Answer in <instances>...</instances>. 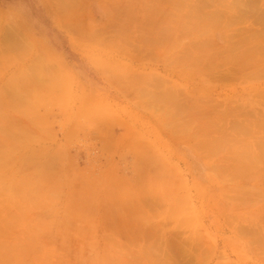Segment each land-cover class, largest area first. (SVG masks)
<instances>
[{"label":"rangeland","instance_id":"obj_1","mask_svg":"<svg viewBox=\"0 0 264 264\" xmlns=\"http://www.w3.org/2000/svg\"><path fill=\"white\" fill-rule=\"evenodd\" d=\"M60 1L68 6L74 3L69 7L75 8L77 19L72 10L65 13L68 6ZM60 1L61 10L52 0H0V98L7 101H0V149L10 152L13 161L10 168L5 164L9 169L0 168L2 182L3 178L12 182L9 191L0 187V250L13 245L19 264H264V168L244 172L245 176L240 173L243 177L234 169L225 171L232 153L251 144L256 132H238L230 126L225 133L234 138L228 136L230 142L215 151L218 157L203 153L210 150L207 142L226 131L211 129L216 115H227L225 123L236 115L238 121L249 123L250 118L258 123L261 117L255 116L264 111V78L236 79L239 68L224 58L218 60L220 69L215 63L217 70L212 65L213 69L202 70L206 73L192 59L191 65L170 60V54L177 55L194 40L192 33L171 44L155 47L148 40L149 47L144 43V38L153 40L160 31L190 25L186 11L200 0L186 4L177 3L183 0ZM207 1H213L207 4L211 9L237 0L202 2ZM67 21L79 24L75 29L79 35L66 28ZM237 24L232 29L244 26ZM219 30L214 27L210 32L217 48L225 46ZM144 46L150 50L146 54ZM201 50L193 52L205 55ZM38 55L53 67L45 70L47 65L41 61L39 65L45 67L35 65ZM94 60L110 65L106 69L111 73L123 74L113 78L109 73L110 80L102 69L105 65ZM226 67L238 70L232 69L235 74L227 76ZM41 68L45 74L53 69L64 78L57 87L53 80L48 84L58 88L55 94L41 89L51 75L43 77L45 83L41 77L33 81L38 88L29 85L41 76ZM57 74L53 75L56 81L60 80ZM154 76L177 86L173 90L180 91L181 103L213 111L206 116L211 122L204 124L209 120L198 113L185 120L186 114L183 121L195 128L179 134L175 119L161 105L157 108L162 110L156 109L154 100L155 107L149 99L139 103L142 99L131 91L136 87L154 90L148 84L156 80ZM119 77L125 88L116 85ZM129 77L132 83L126 88ZM159 88L154 91L162 96ZM29 102L32 109L24 105ZM255 103L262 105L254 108ZM179 115H174L177 122ZM202 125L211 126L210 130L201 129ZM202 141L203 147H198ZM216 164L226 168L215 171ZM15 184H23L26 199L29 194L42 198L15 196ZM8 260L0 253V264Z\"/></svg>","mask_w":264,"mask_h":264},{"label":"bare ground","instance_id":"obj_2","mask_svg":"<svg viewBox=\"0 0 264 264\" xmlns=\"http://www.w3.org/2000/svg\"><path fill=\"white\" fill-rule=\"evenodd\" d=\"M58 1V0H57ZM53 2V0H52V2L53 3H55L57 6H59L60 7V10L62 9V7L60 6V5H62V2L61 3H59V2ZM75 1V0H74ZM203 0H200L199 2H200V4H198V5H195V6H193L191 9H189V10H187L186 11V14H187V16H186V18L189 20V24L190 25H188V26H186L185 28H182V29H178V28H176V29H168V30H165V31H162V33H161V31L160 32H158L157 34V36L155 37H153V40H150V39H148V38H144V39H146V41H144V43L145 44H147L149 41H151V42H149V43H151V45H153V46H158L159 44H163L164 42H167V43H169V44H171V43H175L176 41H178L177 40V38H183V36H185L184 38H187L188 37V35H190L191 33L193 34V36H194V40L193 41H190L188 44H187V46H185V48L184 49H181V50H179V51H176V53H177V55H175L174 53H172V54H170L169 55V59L171 60V59H173V60H177V63H179V64H187V65H191V64H189L188 62H190L191 61V59L195 62V65H196V67L198 68V70H200V71H202L204 68L206 69V67H207V69H208V67H211L212 65H214L215 63L216 64H218V60H220V59H226V61L229 63V60L230 61H232L231 63H233V64H235V65H237V67L239 68V70L238 69H233V68H227L226 67V69H225V71L228 73L227 74V76H230L229 74H231V73H233L235 70H238L237 72H238V75H237V73H236V79H239V78H241V80L242 79H248L246 82H250L252 79H254V78H264V0H237L236 2H231V3H229L228 5H225L224 7H221V8H219V7H215V8H211V9H208L207 7V4H209L210 5V2H213V1H210V2H208V3H204V2H202ZM189 2H191L190 0H183V2H181V1H177V3L178 4H182V3H189ZM206 2V1H205ZM57 3H59L60 5H58ZM64 3V2H63ZM77 3V2H76ZM75 3V4H76ZM67 4H70L71 6H73L74 5V3L73 4H71V3H67ZM213 4V3H212ZM69 5V6H70ZM188 5V4H187ZM62 6H68V5H62ZM68 6V8H66L65 10H63V11H65V13L69 10H72L73 12H75L76 10H75V8L74 9H70V7ZM57 9V8H56ZM76 9H77V5H76ZM59 9H57V11H58ZM72 11H70V14H71V12ZM72 12V13H73ZM58 13H60L59 11H58ZM63 13V12H62ZM64 13V14H65ZM73 14H75V15H73ZM72 14V16H74L76 19H77V15H76V12L75 13H73ZM62 15V18H63V14H61ZM61 15H60V18H61ZM65 17V20H66V16H64ZM63 19H61V22H63L62 21ZM117 21H118V19L116 20V21H114V22H116L117 23ZM64 22H66V21H64ZM70 22V24L72 23L73 24V22L72 21H69ZM114 22H112L111 24L113 25V23ZM241 23V24H244V26L243 27H239V28H234V29H232V27H231V25L233 24H235L236 23V25H239V24H237V23ZM67 23H68V21H67ZM65 24V26H67L66 28H68V29H70V31H78V30H75L78 26H79V24L78 23H76L75 21H74V24H75V27H73V26H71L69 23L68 24ZM73 24V25H74ZM76 24H78V25H76ZM220 28V30H219V34H220V37H221V39H222V41H224L225 42V46H221V48H217L216 46H215V44H214V40H213V36L214 35H212V34H210V32H213V28ZM228 27H231L230 28V30L228 31ZM74 28V29H73ZM79 28V27H78ZM72 29V30H71ZM176 30V31H175ZM181 30V31H180ZM179 32V33H178ZM79 33V31L75 34V35H79L78 34ZM180 34V35H179ZM187 35V36H186ZM176 39H175V38ZM149 40V41H148ZM153 43V44H152ZM147 45H149V44H147ZM151 45H149V47L151 46ZM215 46V47H214ZM146 47H148V46H146ZM145 46H144V48H145V50H143V54L145 53L144 51H146V53H147V51H150L149 49L147 50V48H146ZM148 47V48H149ZM144 48H142V49H144ZM152 48V47H151ZM202 49V50H204V53H205V55H202V54H200V58L197 56V54L195 53V52H193V49ZM205 48V49H204ZM139 49V48H138ZM139 50H141V49H139ZM152 50V49H151ZM201 50V51H202ZM142 51V50H141ZM140 51V52H141ZM151 52H153V51H151ZM145 53V54H146ZM196 54V55H195ZM153 55V54H152ZM160 56V57H162L161 55H160V53H158V54H154V56ZM40 56L41 55H38V59H40ZM43 57V59H40V60H38V59H36L37 58V56H36V58H35V62H33L35 65H37L38 64V66H40V67H45L44 65H39L40 63H44V64H46V60L47 59H45L44 58V56H42ZM41 57V58H42ZM163 58V57H162ZM45 60V61H44ZM178 60H180V61H182L181 63H180V61H178ZM39 61H41L40 63H39ZM43 61V62H42ZM97 61H99V60H94V62L96 63V65H98V64H100L101 65V63H103L104 65H105V68L104 67H102V65H101V67H102V69H106V67L107 68H109V66H108V64L107 63H104L103 61H99V62H101V63H99V62H97ZM217 61V62H216ZM222 61V60H221ZM221 61H219L220 63H221ZM224 62V64L225 63H227V62ZM174 62V61H173ZM47 64H49V63H47ZM46 64V65H47ZM224 64L221 66V67H223L224 66ZM103 65V66H104ZM50 65H47L45 68V70H48V68L50 69L51 67H53L52 65H51V67H49ZM215 66V69L217 70V68H218V66H219V64H218V66H216V65H214ZM214 66H212V67H214ZM98 68H99V66H97ZM100 67V68H101ZM209 68V69H213V68ZM42 69V68H41ZM41 69H40V72H39V74L41 75V76H36V78L34 77L33 79L34 80H31L29 83H31V84H29L32 88L33 87H35V86H37V88H38V85H34L32 82L33 81H41L40 80V77H41V79H44L43 77H45L46 75L48 76V75H51V76H48L49 78L47 79V77H45V79L46 80H49L50 82H48V83H45V79L44 80H42L41 82H43V83H45V84H47L45 87L43 86V85H45V84H41L42 85V87H41V89H46L47 91H45V94H47L49 91L51 92V91H53L54 92V94L56 93V91H57V89H56V84L57 85H59L58 83H60L61 84V81L63 82V80H64V78H60L61 76H60V74H59V72H57L56 73V71H54V73H52L53 72V69H52V72L51 71H49L48 72V74H45V71L44 72H41ZM101 69V70H102ZM111 69H112V67H111ZM209 69H208V71H209ZM219 69H220V66H219ZM234 71H233V70ZM56 70V69H55ZM107 70H109V69H106V71L104 72V73H107V77L109 76L110 77V75H112L113 76V78L114 77H118V76H120L119 75V73L120 72H118V74L116 75V72L115 73H113V71H112V73H111V70L110 71H107ZM113 70H116V69H113ZM230 72H229V71ZM207 71V72H208ZM225 71H222V72H225ZM50 72H51V74H50ZM202 72H204V71H202ZM211 72V71H210ZM109 73H110V75H109ZM171 73V72H170ZM204 73H206V72H204ZM38 74V75H39ZM45 74V75H44ZM57 74V77L59 76V78H60V80H54V76ZM121 74V73H120ZM123 74V73H122ZM121 74V75H122ZM216 74V73H215ZM214 74V75H215ZM218 74V73H217ZM216 74V75H217ZM225 74V73H224ZM234 74H235V72H234ZM54 75V76H53ZM116 75V76H115ZM174 75H176V74H174ZM207 75H208V73H207ZM213 74L212 75H209V76H214ZM218 75H220V76H218ZM217 75V77H220L221 78V74H220V72H219V74ZM144 76V75H143ZM225 76V77H224ZM223 76V74H222V77L225 79L227 76H226V74ZM56 77V78H57ZM154 77H156V76H154ZM214 77H216V76H214ZM238 77V78H237ZM53 78V79H52ZM113 78H111L110 77V80H112ZM138 78H142V77H138ZM222 78V79H223ZM51 79V80H50ZM63 79V80H62ZM117 78H115L114 79V81L113 82H115V81H117L116 83V85L118 86V83H119V85H120V87H121V89L122 88H125V85H123V81H122V85H121V80L123 79L122 77H119L117 80H116ZM119 79H121V80H119ZM125 79V78H124ZM127 79V78H126ZM131 78L129 77L128 78V80H125V82L126 83H124V84H127L126 85V88H128L127 86H129V84H131L132 83V81L130 80ZM52 80L54 81V83H52V85L53 84H55V85H53V86H56V87H54L55 89H53V87L51 86V88H49V86H50V83L52 82ZM133 80V79H132ZM235 80V79H234ZM59 81V82H58ZM127 81H131L130 83H128ZM140 81H141V79H140ZM162 81H164V78L163 77H161L160 78V76L159 77H156V80L153 82V83H151V82H149L148 84H150V85H152V86H155V88H154V90L155 89H158L159 88V86H161V88H159V90H161V95L162 96H158V93H155V91L154 90H152V89H148L147 87L146 88H140V87H136L137 89H135L134 91H131L132 90V88H130L129 90L133 93V92H135V94H138V95H136L137 96V98H141L142 100H138V102L140 101L141 103H148V102H146L148 99V101H150V100H154L156 103H154V101L153 102H151V104H152V106L155 104V106H156V109H160V110H162V108H157V106H158V104L159 105H161L162 107H163V109L164 110H162V111H166V112H170L169 114L173 117V119H175V122L176 123H174V125L173 126H175L174 127V129H176L177 131H178V133L179 134H181V133H184L185 132V130H187L188 128H189V130H190V127H192V126H189L188 125V121L185 123V121H183V119H184V117L186 116V114L188 115V116H186V119L185 120H189L190 118H193V114L192 113H198V114H201L203 117H205V118H207L208 119V117H206V116H208V112L209 113H212L213 111H208V109L206 108V106L204 107V106H202V107H198L197 105H194V104H191V103H181L179 100H178V98H179V93H180V91H178V92H176V89L178 90V88H177V86H174V85H172V87H170L171 85H168V84H166L167 82H166V79H165V82H162ZM57 82V83H56ZM37 83V82H36ZM165 83V85L164 86H169L170 88H172V89H170L169 90V87H168V89L166 88V93L164 92L163 93V91H162V89H164V86H163V84ZM48 84H49V86H48ZM63 84V83H62ZM136 84V83H135ZM134 83L132 84V86L133 85H135ZM34 85V86H33ZM40 85V86H41ZM64 85V84H63ZM123 86V87H122ZM17 87V86H16ZM119 87V86H118ZM173 87L174 88H176V89H174L173 90ZM47 88H49V89H47ZM36 89V88H35ZM52 89V90H51ZM28 90H31V91H29L30 93L28 94V96H30L31 94H32V89L29 87L28 88ZM44 90H42V91H44ZM124 90V89H123ZM173 90V91H172ZM264 90V89H263ZM167 91H171L170 93H168ZM174 92V93H173ZM44 93V92H43ZM169 94V96H166V94ZM173 93V94H172ZM20 94V93H19ZM34 94H35V92H34ZM50 93H48L47 95H49ZM134 94V95H135ZM167 94V95H168ZM260 94V93H259ZM46 95V96H47ZM257 95V94H256ZM18 96H20V95H18ZM135 96V97H136ZM146 96V97H145ZM261 96H262V93H261ZM263 97V96H262ZM4 98V97H3ZM3 98H2V100H3ZM145 98V100L143 101V99ZM147 98V99H146ZM1 100V98H0V101H2ZM4 100H5V98H4ZM15 100H17V99H15ZM19 100V99H18ZM260 100V99H259ZM27 101H29V99L27 100ZM262 101H264L263 100V98H262ZM14 102H16L17 104H18V102L17 101H14ZM19 102H20V100H19ZM33 102V101H32ZM139 102V103H140ZM261 102V101H260ZM5 103H7V101L5 100L4 101V104ZM154 103V104H153ZM1 104H3V103H1ZM20 104V103H19ZM23 104V103H22ZM28 104H29V106H28ZM150 103H149V105H151ZM209 104V103H208ZM255 104H257V103H255ZM260 105H262V103H259ZM259 104H257V105H255V106H253L254 108L256 107V106H259ZM24 105H26V106H28V107H26V109L27 108H30V109H32V107L34 106V105H32V103H31V105H30V102L29 103H26V104H24ZM14 106V108H16L17 106L16 105H13ZM151 106V107H152ZM155 106H153V107H155ZM21 107V106H20ZM20 107L18 108L17 107V109L19 110L20 109ZM152 107V108H153ZM250 107H252V105L250 106ZM252 107V108H253ZM264 107V106H263ZM229 108V107H228ZM247 108V107H246ZM21 109H24V110H26L25 109V107L23 108V106L21 107ZM20 109V110H21ZM213 108H211V110H212ZM250 109V108H249ZM248 109V111L250 112V110ZM257 109V108H256ZM24 110H22V112H25ZM180 110H182V111H180ZM229 110H230V108H229ZM228 109L226 110V112L228 113V111H229ZM242 110V109H241ZM244 110V109H243ZM242 110V111H243ZM255 110V109H254ZM220 111V110H219ZM231 112H232V109L230 110ZM229 111V113H231ZM239 111H240V109H239ZM241 111V112H242ZM244 111H246V110H244ZM252 111V110H251ZM260 111V110H259ZM179 112H184L183 114H180ZM226 112H224L225 114H226ZM247 112V111H246ZM217 113V112H216ZM245 113V112H244ZM251 113V112H250ZM254 113H256V112H254ZM179 115V122H177L176 121V118H175V116L174 115ZM220 114V113H219ZM237 114V113H236ZM242 114V113H241ZM201 115H196L197 117L196 118H198V119H200V120H203V122H204V120H207V119H202V116ZM223 115V114H222ZM222 115H216V117H214V119L216 118L217 120H216V123L214 122V124L212 125V122L210 121V119H208L209 121H205L204 122V124L205 123H207V122H211V126H212V128L211 129H213V130H215V133H218V132H220V131H223L222 130V128H224V129H226V131H224L223 133H221L220 135V138H219V135H218V138H219V140H217V141H215L216 139H218V138H214V143L212 142V140H211V144L209 143V142H207V145L209 146V149L211 150H208L209 152H203V153H206V155L209 153L210 155L212 154V156H211V158L214 156V155H216V157H218L217 155V149L220 147V146H222L224 143H225V141H227V142H230V138L229 137H232V136H229V134H227V133H225V132H227V131H229L230 129H228V127H230L231 126V128H234V129H236V131H242V132H244V133H248V132H256L255 134H257V138H252V140H251V144H247L246 143V145H243V146H245L244 147V151L242 152V151H240V152H237V153H232V154H234V155H232L231 157H232V161L231 162H229L228 164L227 163H225V165H230V166H228V168H226L224 165H223V167L222 166H219V165H221V164H216V166L220 169V170H217V167L215 166L214 167V170L215 171H220V172H222L221 170H223V169H225V171H230L231 169H234V172L235 173H241V174H243V176H245V173H246V175H248L249 173H251V170H253V169H255V168H258V167H263L264 168V111H262L261 113H259V116H255V117H261L260 118V120L258 121V123H256V122H254L253 120V122H250L251 121V119L249 120V119H247V121L249 122V123H244L245 122V119L241 122V121H238L237 119H239V117L236 119V117H237V115H236V117L234 116V118L231 116V114H228V117H232L233 119H232V122H230V123H225L226 122V119H227V115H224V116H222ZM245 114H243L242 116H244ZM247 115H248V113H247ZM257 115V114H256ZM215 116V115H214ZM226 116V117H225ZM201 117V118H200ZM218 117V118H217ZM223 118V121H224V123L225 124H222L223 123V121L221 122V119ZM246 117V116H245ZM250 117V116H249ZM251 117H253V116H251ZM220 118V119H219ZM226 118V119H225ZM172 119V120H173ZM212 119H213V117H212ZM256 119V118H255ZM235 120V121H234ZM240 120V119H239ZM174 121V120H173ZM173 121L171 122V123H173ZM183 121V122H182ZM202 123V122H201ZM253 123V124H252ZM25 123H23V125H24ZM28 124L29 123H26V125L28 126ZM230 124V125H229ZM207 125H208V123H207ZM207 125H202L201 127H203V126H206L207 127ZM25 126V125H24ZM26 126V129L27 128H30L29 130H31V127H27ZM210 126V125H209ZM210 126V127H211ZM177 127H178V129H177ZM200 126H199V128H201ZM206 127H203V128H201V129H206ZM210 127H208L207 129H209ZM22 128H24V127H22ZM76 128V127H75ZM193 128H195V127H192V130H193ZM26 129H24V130H26ZM207 129H206V131H207ZM28 130V129H27ZM28 130V131H29ZM181 130H182V132H181ZM210 130V129H209ZM218 131V132H217ZM233 131V130H232ZM208 133H210V132H208ZM185 134V133H184ZM241 134V133H240ZM210 135V134H209ZM213 136V135H212ZM229 136V137H228ZM237 137H241V136H237ZM237 137H235V139H233V140H238V141H240ZM232 138H234V137H232ZM233 140H231V141H233ZM258 140V141H257ZM201 141V140H200ZM238 141H236V142H238ZM242 141H244V139L243 140H241V142ZM257 141V148H255V149H253V147L251 146V145H253L255 142ZM203 142V141H202ZM200 143V144H197V146L198 147H200L199 145H202V144H204L205 142H203V143ZM197 143V142H196ZM199 143V142H198ZM209 143V144H208ZM193 144H195V143H193ZM235 144V143H234ZM196 145V144H195ZM206 144L204 145L205 147L207 146ZM211 145V146H210ZM197 146H195L196 148H197ZM202 147H203V145H202ZM2 150L3 149H0V162H3V163H1V166H0V168L1 167H3V168H6L7 166L5 165L6 163L9 165V168H10V166H11V164H12V162L10 161V158H9V156L11 155L10 154V152L9 153H6V152H2ZM257 152L256 154H254L255 153V151ZM216 151V152H215ZM211 152V153H210ZM11 153H14V152H11ZM203 153H201V154H203ZM214 153H216V154H214ZM8 154H10V155H8ZM204 156H205V154H204ZM206 157V156H205ZM7 158V159H6ZM210 158V157H209ZM210 158V159H211ZM214 159V158H213ZM7 160V161H6ZM11 162V164H10V162ZM261 163V164H260ZM3 164V165H2ZM13 166V165H12ZM9 168H6V170L7 169H9ZM230 169V170H229ZM244 169V170H243ZM247 170V171H246ZM232 171V170H231ZM243 172V173H242ZM245 172V173H244ZM234 173V174H235ZM248 173V174H247ZM218 174V173H217ZM233 174V172L231 173V175ZM233 174V175H234ZM238 175V177L240 176H242V175ZM236 175V174H235ZM242 176V177H243ZM2 178H3V175L1 176ZM237 177V176H236ZM233 178V177H232ZM6 179V178H5ZM0 180H1V182H0V184L2 185V186H0L1 187V190H2V188H4V186H6V189L4 188L3 189V191L5 190V191H9V189H11V183L12 182H9V184L11 185V186H9V184H8V182H6V180H8V179H6L5 180V182H4V178H3V182H2V179L0 178ZM9 181V180H8ZM5 183H6V185H5ZM7 184H8V186H7ZM14 184V183H13ZM17 185H18V187H21V188H19L20 190L19 191H17L18 190V188H17ZM16 186V187H15ZM9 187V188H8ZM14 187V188H13ZM12 187V191L13 192H15L14 190H16V192H18V193H20V194H16V192L14 193L15 194V196H21V197H24L23 199H26V189H24L23 188V184H15L14 186ZM23 189L25 190V191H23ZM11 191V190H10ZM11 191V192H12ZM10 192V194H11V196H9L10 198L12 197V194L13 193H11ZM8 193V192H7ZM28 193H30V192H27V195H28ZM0 194H3L2 192L0 193ZM6 194V193H5ZM14 194H13V196H14ZM23 194H24V196H23ZM2 196H4V195H2ZM5 196H7V195H5ZM29 196V198L30 197H32L31 199H26V200H33V199H35L34 197L35 196H30V194L28 195ZM52 198V194L50 193V195L48 194V198H50V197ZM19 197H16V198H19ZM42 197H40V199H41ZM39 199V198H38ZM38 199H35V200H38ZM39 199V200H40ZM44 200V199H43ZM47 200V199H46ZM7 212H9V210L7 211ZM6 219V218H5ZM7 222V221H6ZM27 233H32V230L31 229H28L27 231H26ZM12 251H14V252H12ZM0 253H2L3 255H6V256H8L9 257V260H8V262L6 263V264H19V262H21L20 261V259L16 256V251H15V248H14V246L13 245H7V246H5V247H3L1 250H0Z\"/></svg>","mask_w":264,"mask_h":264}]
</instances>
